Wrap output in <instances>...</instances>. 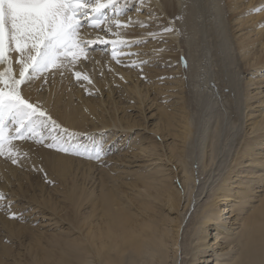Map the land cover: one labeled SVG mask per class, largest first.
Instances as JSON below:
<instances>
[{
  "label": "bare ground",
  "instance_id": "obj_1",
  "mask_svg": "<svg viewBox=\"0 0 264 264\" xmlns=\"http://www.w3.org/2000/svg\"><path fill=\"white\" fill-rule=\"evenodd\" d=\"M136 1L141 7L154 6L152 10L169 21L167 28L173 31L163 30L159 33L180 46L177 60L188 50L186 71L193 78H197L193 60L198 58L200 51V46L195 43L196 38L208 42L206 35L202 34L206 33L215 48L211 55L218 67L211 75L215 74L213 77L217 80L208 76L203 80V86L197 80L190 97V105L195 102L197 109L187 112L184 106L181 114L166 112L161 115L165 130L179 128V134H174V137L182 138L186 146L182 150L183 155L177 158L183 173L181 187L176 189L173 182L160 180L155 174L130 170L126 174L135 182L119 184L113 176V169L103 167L97 173L98 186L91 189L86 183L90 177H95L98 170L94 171L92 163L48 147L50 140L44 143L32 139L16 140L14 143L22 153L18 162L13 164L10 159L0 156V193L9 194L8 210L16 212V209L27 206L38 209L43 215L49 213L53 216L52 221L60 228L67 222L69 229L50 236L39 234L33 224L37 218L27 223L11 221L3 214L1 207L4 202L0 200V264H264V194L257 205L253 204L257 198L254 195L255 186L262 180L243 181L245 178H255V170L230 172L243 155L253 156L254 147L264 145V135L256 136L254 141L242 145L247 104L244 105L242 68L235 55L238 48L229 19L230 11L241 7V0ZM120 2L123 4L124 0ZM120 21L128 27L116 29L113 26V31L121 33L132 29L133 35L142 34L140 30L133 29L134 24L141 23L139 17L128 14L121 16ZM107 27L102 25L94 30L85 27L81 34L85 40H95L94 33H101L102 36L105 31L101 29ZM107 35L108 40L115 39L110 37L111 33ZM120 37L126 36L120 34ZM240 48L244 50L246 46ZM221 49L233 71L222 66L225 63L219 55ZM174 51L170 49L168 57ZM94 53L90 52L87 60L81 59L74 69L91 80V83L85 80L84 94V89L72 91L67 88L68 83L76 78L73 70H53L22 86L24 95L31 103L39 104L61 128L78 134V143L80 134L114 126L111 136V140H114L120 131H125L126 125L129 128L128 123H123L124 119L121 121L104 116L103 106L106 103L103 100L86 96L104 87H110L112 93L116 84H125L126 78H132L135 73L111 61L103 65L105 56ZM16 55L13 53L14 59ZM162 56L167 58L164 52ZM261 58L264 60L263 52ZM14 69L18 74L19 65L14 63ZM107 69L111 73L105 76ZM181 72L185 74V71ZM100 75L103 76L101 80ZM43 81L52 84L45 93L40 90ZM212 83H215L213 92L210 90ZM129 90L138 99H143L137 83ZM214 94L220 100L214 99ZM218 104L220 111L214 112ZM202 124H207L202 133L204 142L198 143ZM193 160L196 161L194 164ZM256 161V158L252 160L253 163ZM80 175L83 177L81 184L78 182ZM235 176L238 178L235 179ZM175 178L179 180L180 176L175 175ZM45 180L60 184L64 205L61 206V201L53 195L45 197ZM128 186L137 189L143 201L135 197L136 203L133 205L134 198H130ZM13 199L19 202L15 206H12ZM245 199L248 201L243 202ZM157 201L177 213V217L171 221L176 224V230L170 231L166 227L167 219L162 214L160 217L157 212L156 216L157 207L152 205ZM85 204L91 205V211L87 213L88 216L84 215L81 224L79 214ZM237 206L238 209H235ZM99 217L100 221L93 224L92 219ZM88 225L89 231L86 230L88 232L85 234L82 228ZM75 230L79 231V237H73Z\"/></svg>",
  "mask_w": 264,
  "mask_h": 264
},
{
  "label": "rangeland",
  "instance_id": "obj_2",
  "mask_svg": "<svg viewBox=\"0 0 264 264\" xmlns=\"http://www.w3.org/2000/svg\"><path fill=\"white\" fill-rule=\"evenodd\" d=\"M130 3L131 7H129L128 14L133 15L134 18L139 17L141 21L140 24H134L133 29L140 30L142 34L133 35L132 29L124 30V32L120 30V34L126 36L123 39L127 40L130 44V46H124L121 49L122 54L117 57V59L120 60V63H117L116 60L112 58L110 50L111 45L94 44L91 47L95 49L94 51L96 53H94V51L90 52L96 55L102 54L105 56L102 60L103 65L111 61L120 67L130 68L135 75H133L132 78H126L125 84L128 86L121 83L116 84L112 93L110 87H104L103 90L95 89L93 95L87 93L86 96L87 98L96 99L98 101L103 100L106 103L103 106L105 109L103 110L104 116L109 118L112 116L121 121L124 119L123 123H128L129 128H127L126 125L125 131H120L114 140H111V136L114 134V126L107 127L106 130H95L93 132L80 134V144L85 145L89 149L94 145L103 147L106 154L99 161L89 159L85 156H71L92 163L93 166H95L94 171L98 169L95 173V177H90L87 182L88 184L86 183V186L88 188L91 186V189L98 186L99 180H97V173L102 170L103 167H105L104 169H113V176L118 179L119 184L120 182H135L131 176L126 174V172L130 170L131 172L155 174L160 180L162 179L166 182H173L177 189L181 187V175H183L181 164L177 158L180 155H183L182 150L184 147L186 149V146H184L182 138L175 139L174 137V134H179V128L170 131L165 130L163 125L164 121L161 115L166 112L181 114L184 106L187 112L193 108L197 109L195 102H191L192 104L190 105V97L193 95L192 92L197 85V80L200 81L201 86L204 85L203 80L208 76H212V79L217 80L216 77H213L215 74L211 75L212 71L218 67L216 66L218 63H216L214 56L211 55L215 48L212 44L211 38L206 33L202 34L206 35V40L208 42L201 39L199 40L198 37L196 38L195 43L200 46V51L198 58L193 60V65L197 71V78H193L190 76V72L186 71L189 62L188 50H185L186 52L182 54V58L177 60L176 56L180 51V46L175 42H170L171 40L165 37L163 33H159L168 27L169 21L164 20V17H160V14L156 10H152L154 6L147 8L144 5L141 7L136 0H131ZM229 19L234 42L238 48V54L235 53V55L242 68V79L244 82L242 95L245 93L246 98V100L244 99V105L246 106L247 104V108L245 109L247 119L245 121V133L243 134L242 143V145H244L247 142L254 141L256 136L264 135V64H262L264 63V60L261 58L262 52L264 53V0H241V7L239 9H232L230 11ZM153 33H156L157 35L153 36ZM94 34L96 35L95 39L100 37L108 40L109 38L107 35L109 33L106 31L102 36L101 33ZM110 37L113 36L111 35ZM242 45L246 46L244 50H241L240 48ZM172 48L175 49L174 54L170 53V56L168 57V52ZM206 49H208V52H206ZM162 52L167 54V58L162 56ZM219 55L224 59L225 64L222 66L227 70L233 71V68L229 64L230 62L224 58L225 55L222 54V49L219 51ZM258 57H260V59L256 60ZM221 63L222 60L219 62V65ZM185 64L187 66H185ZM181 71H185V74ZM108 73L111 72L107 69L105 71V76L108 75ZM72 74H74V70ZM102 77L103 76L100 75L99 80H101ZM84 83L85 80H77L75 78L68 83L67 88L72 91L84 89V94L86 91V88L83 85ZM136 83L144 95L142 99L143 101L141 98L138 99L137 96L129 90V88ZM214 84L212 83L213 86L210 85L211 92L215 89ZM48 86L50 88L52 84L43 81L40 86L41 93H45ZM214 99L220 100L219 96H215V94ZM216 106L214 112L220 111L218 108L219 104ZM206 125L207 124H202L198 133V143L204 142L202 133ZM46 133L47 131L44 134ZM58 135H60V133ZM89 137H93L94 140L90 141L88 139ZM263 147L264 145L262 144H258L257 147H254L255 155L250 157L244 155L241 157V151L239 155V158H241L238 159L237 164L230 170V172H247V170L251 169L257 172L255 178L243 179V181L246 182L247 180H262L261 183L256 184L255 186L257 187L254 193L257 198L253 200V204L255 205L259 203L264 194ZM239 148L241 149V146ZM52 149L56 150L55 148ZM236 158L237 157H235V159ZM255 158L257 161L253 163L252 160ZM259 160H261V162H259ZM192 162L194 164L196 161L193 160ZM84 168L87 167L85 166ZM175 175L176 177L180 176V179H176ZM233 176L234 174L231 175V177ZM82 178L81 175L78 176L79 184L82 183ZM236 178L238 177L235 176V179ZM44 184L47 187L45 197L53 195L55 199L60 201L63 200L61 194L63 193V190L59 183L45 180ZM128 187L130 188V198H134L132 200L134 202L133 205L136 203L135 197H137V200L143 201L142 196L138 195L137 189L133 190L130 186ZM3 197L4 199L2 200L4 203L2 204L1 210L4 215L8 216V218L10 217L9 219L11 221H22L27 223L30 219L33 220L37 218V221L33 223L35 229H37L39 234H47V236L60 233L63 229L65 230H63V232H66L69 229L67 222L63 228H60V226L52 221L54 218L53 216L49 213L43 215L38 209L27 206L25 209H16V212L9 211V194L4 193ZM147 201L151 200L148 199ZM247 201V199L243 200V202ZM11 202L12 206L19 203L16 202L15 199ZM128 203H130V201ZM153 203L152 206L156 205L158 208L155 207L156 216L157 212L159 216L162 214L163 218L167 219V225L165 224L166 227H168L170 231L176 230V224L171 221L177 217V213L170 211L161 201ZM60 204L61 206L64 205V201H61ZM134 208L132 209L134 210ZM235 209H238V206L235 207ZM90 211V204H85L82 207L79 214V216H81V224L84 221V217L90 214ZM13 213L19 218H12L11 214ZM142 217L143 215L140 216L139 219L141 220ZM96 221H100V217L98 219H92L93 224H96ZM232 223H234V221H232ZM232 223L231 226L234 228ZM89 227V225L86 227L83 226L82 231L86 234L89 231ZM235 227H237V225H235ZM211 231H213V229H211ZM74 232L73 237H79V231L75 230ZM210 237L209 239L207 238V243L210 240ZM7 244L11 243L7 242ZM211 264H215V262Z\"/></svg>",
  "mask_w": 264,
  "mask_h": 264
},
{
  "label": "snow or ice",
  "instance_id": "obj_3",
  "mask_svg": "<svg viewBox=\"0 0 264 264\" xmlns=\"http://www.w3.org/2000/svg\"><path fill=\"white\" fill-rule=\"evenodd\" d=\"M127 14L128 0L123 4L120 0H0V156L16 164L22 153L14 141L32 139L37 143L50 140L48 147L65 154L97 161L104 157L102 146L89 149L76 142L78 134L61 128L39 104L31 103L22 86L53 70H74L81 59H87L95 50L91 47L94 44L111 45V56L120 63L117 57L122 54L121 49L130 44L113 31V26L128 27L120 21ZM101 25H107L101 30L115 39L82 37L83 28L99 29ZM13 53L17 54L15 59ZM14 63L19 65L18 74ZM74 75L77 80L91 83L79 71H74ZM58 130L62 135L57 134Z\"/></svg>",
  "mask_w": 264,
  "mask_h": 264
}]
</instances>
